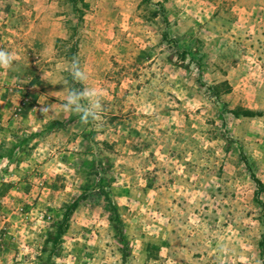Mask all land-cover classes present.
<instances>
[{
  "label": "rangeland",
  "instance_id": "1",
  "mask_svg": "<svg viewBox=\"0 0 264 264\" xmlns=\"http://www.w3.org/2000/svg\"><path fill=\"white\" fill-rule=\"evenodd\" d=\"M0 48V264H264V0H0Z\"/></svg>",
  "mask_w": 264,
  "mask_h": 264
},
{
  "label": "clouds",
  "instance_id": "2",
  "mask_svg": "<svg viewBox=\"0 0 264 264\" xmlns=\"http://www.w3.org/2000/svg\"><path fill=\"white\" fill-rule=\"evenodd\" d=\"M19 57L12 52L0 48V68L11 69L13 62ZM74 84L82 87H71L66 95L63 109L65 112L76 114L84 124L100 121L103 112L104 93L97 88L88 86L89 74L85 71L78 60L74 57L69 72ZM44 114L50 109L42 107Z\"/></svg>",
  "mask_w": 264,
  "mask_h": 264
}]
</instances>
